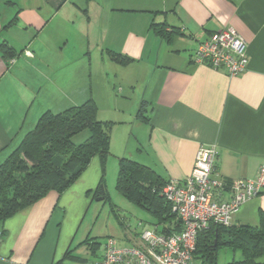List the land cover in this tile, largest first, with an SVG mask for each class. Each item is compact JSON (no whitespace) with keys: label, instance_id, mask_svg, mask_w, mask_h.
<instances>
[{"label":"crops","instance_id":"crops-1","mask_svg":"<svg viewBox=\"0 0 264 264\" xmlns=\"http://www.w3.org/2000/svg\"><path fill=\"white\" fill-rule=\"evenodd\" d=\"M152 23L165 25L167 36L155 33ZM228 27L247 45V67L233 77L193 60L200 42ZM2 41L15 56L0 51V163L43 112L58 113L89 98L97 104L86 69L102 62L105 84L112 79L122 94L118 121L98 118L125 127L118 152L110 138L116 158L134 160L165 182L188 177L201 146L216 149L218 179H253L264 165V0H0ZM110 52L129 58L128 64ZM78 66L86 77L80 86ZM108 164L112 174L117 161L105 170ZM99 180L94 158L62 194L49 192L0 224V264H54L67 250L80 259L64 264L99 260L103 252L97 256V248L92 253L81 244L88 238L100 243L101 235L83 225ZM228 198L222 192L221 199ZM261 211L264 190L231 223L255 226ZM239 257L233 251L222 264Z\"/></svg>","mask_w":264,"mask_h":264},{"label":"trees","instance_id":"trees-1","mask_svg":"<svg viewBox=\"0 0 264 264\" xmlns=\"http://www.w3.org/2000/svg\"><path fill=\"white\" fill-rule=\"evenodd\" d=\"M13 21L5 28L11 26ZM164 26L151 24V28L161 37L167 36ZM0 51L5 58L15 56L14 49L5 41L0 43ZM110 53L117 63L128 64L129 58ZM97 114L98 106L89 98L61 112L47 110L39 116L34 127L0 163L1 225L16 213L43 199L49 192L62 194L94 158L99 160L100 180L93 191V199L107 198L104 179L113 122L99 120ZM138 116L147 119L141 110ZM83 131H88V137L75 144L73 138ZM165 183L148 167L125 157L118 159L117 191L151 215L156 232L173 234L180 231V220L161 193ZM95 239L88 238L81 244H86L93 253L100 244ZM222 248L240 253L238 259L227 264H264V211L259 213L255 226L211 224L200 232L192 264L194 260H199L201 264H216L217 252ZM71 253V250H67L62 260L54 264H64L66 259H80Z\"/></svg>","mask_w":264,"mask_h":264},{"label":"built area","instance_id":"built-area-1","mask_svg":"<svg viewBox=\"0 0 264 264\" xmlns=\"http://www.w3.org/2000/svg\"><path fill=\"white\" fill-rule=\"evenodd\" d=\"M246 47L244 39L228 27L200 42L193 60L223 69L233 77L247 67ZM216 154V149L201 146L191 174L180 182L168 181L162 187L164 199L180 220L179 232L161 234L144 229L138 234L137 243L128 247H119L109 238L101 259L85 264H192L198 234L211 224L229 225L239 208L264 190V165L253 179H218L213 174ZM222 192H228L229 198L221 199Z\"/></svg>","mask_w":264,"mask_h":264},{"label":"rangeland","instance_id":"rangeland-1","mask_svg":"<svg viewBox=\"0 0 264 264\" xmlns=\"http://www.w3.org/2000/svg\"><path fill=\"white\" fill-rule=\"evenodd\" d=\"M88 68L89 70L86 69V73L90 72L91 74L89 83L93 90H90V93L98 104L100 113L97 115L98 118L100 115H107L112 117L115 121H118L117 116H120V114H117V107L120 108L119 101L122 100V94L118 90V85L115 84V86L112 88V79L110 80V86L105 84V74L107 72L102 62H94V65L88 66ZM78 72L81 74V79H79L80 86L82 81L85 82L86 77L84 76L83 67L78 66ZM109 74L110 75L108 76L113 78V72H109ZM124 74L127 75V73ZM115 121H113L112 124L113 130L111 134V150L113 152H118L120 148H123L126 143L125 127L123 124L119 125ZM87 137L88 131H83L73 138V142L75 144H79ZM112 151L107 158L106 166L107 162H113L116 164L117 161V167L114 166V169H112V174L109 172V164L108 170H105L104 191L107 198L105 200L92 199L90 201L83 224L89 225V227L93 229V233H99L98 235H101L99 239L100 245L96 249L97 256L103 252L105 242L109 238L114 239L119 247H128L131 246L136 239H138L135 236V238L132 240L133 236H131V240H128L130 233L133 235V233L138 234L144 229H153V219L151 215L141 207L129 201L123 194L117 191L116 178L118 171V158H116ZM138 223H142L143 226L139 228ZM236 252L239 254L238 251ZM232 254L233 251L230 249H219L216 256V264H222L226 259L230 260ZM194 264L201 263L199 260H194Z\"/></svg>","mask_w":264,"mask_h":264},{"label":"water","instance_id":"water-1","mask_svg":"<svg viewBox=\"0 0 264 264\" xmlns=\"http://www.w3.org/2000/svg\"><path fill=\"white\" fill-rule=\"evenodd\" d=\"M99 193H101V192H99Z\"/></svg>","mask_w":264,"mask_h":264}]
</instances>
